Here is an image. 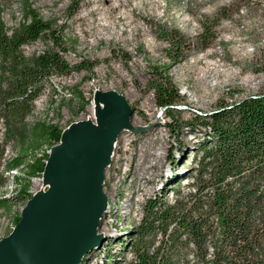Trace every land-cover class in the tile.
Instances as JSON below:
<instances>
[{"label":"rangeland","instance_id":"374dc122","mask_svg":"<svg viewBox=\"0 0 264 264\" xmlns=\"http://www.w3.org/2000/svg\"><path fill=\"white\" fill-rule=\"evenodd\" d=\"M25 2L52 21L67 61L92 65L46 80L25 118L29 125L45 119L63 129L95 120L91 106L103 89L119 91L133 109L129 121L139 127L118 133L104 171L107 205L96 230L104 239L81 263L127 264L146 199H195L201 145L210 133L198 119L264 91V0H0L9 31L24 19ZM55 45L43 33L22 51L30 56ZM164 75L179 93L170 110L156 99ZM15 146L6 145L4 158ZM3 163L0 197L9 206H0V238L28 199L16 196L23 168L5 170ZM45 187L41 173L29 191Z\"/></svg>","mask_w":264,"mask_h":264},{"label":"trees","instance_id":"16d2710c","mask_svg":"<svg viewBox=\"0 0 264 264\" xmlns=\"http://www.w3.org/2000/svg\"><path fill=\"white\" fill-rule=\"evenodd\" d=\"M24 7V19L10 31L0 12V166L4 159L5 170L23 168L16 196L27 199L32 177L41 174L47 148L62 130L45 119L29 125L25 118L32 102L53 74L86 65L67 61L61 52L65 47H57L60 39L52 21L30 3ZM43 33L56 45L25 56L23 44ZM156 99L168 110L179 99L167 75L157 86ZM198 120L210 133L201 145L203 167L195 199L187 205L177 197L170 203L146 199L130 243L133 259L127 264H264V91ZM8 143L16 145L15 154L4 158ZM0 206H9L6 196L0 197ZM19 218L14 214L13 222Z\"/></svg>","mask_w":264,"mask_h":264},{"label":"water","instance_id":"95a60500","mask_svg":"<svg viewBox=\"0 0 264 264\" xmlns=\"http://www.w3.org/2000/svg\"><path fill=\"white\" fill-rule=\"evenodd\" d=\"M94 97L101 103L95 120L71 122L50 146L41 172L46 187L31 194L0 238V264H79L103 241L96 230L107 205L104 171L118 133L139 126L130 123L133 109L119 91L98 90Z\"/></svg>","mask_w":264,"mask_h":264},{"label":"bare ground","instance_id":"6f19581e","mask_svg":"<svg viewBox=\"0 0 264 264\" xmlns=\"http://www.w3.org/2000/svg\"><path fill=\"white\" fill-rule=\"evenodd\" d=\"M99 105H101V103H98L97 100L95 99L94 102L92 103V106H91V112H92L93 116L95 115V111L99 107ZM130 167H131V165H130ZM129 171H131V168L129 169ZM64 262H65V260H64Z\"/></svg>","mask_w":264,"mask_h":264}]
</instances>
